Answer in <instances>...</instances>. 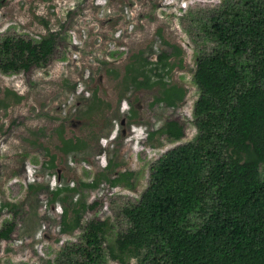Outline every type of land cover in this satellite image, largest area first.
Returning <instances> with one entry per match:
<instances>
[{
    "label": "rangeland",
    "instance_id": "1",
    "mask_svg": "<svg viewBox=\"0 0 264 264\" xmlns=\"http://www.w3.org/2000/svg\"><path fill=\"white\" fill-rule=\"evenodd\" d=\"M221 3L0 0V37L9 32L38 39L62 25L61 45L46 68L11 76L0 72V204H15L20 212L14 219L16 230L11 239L0 242V264H55L65 242H78L80 229L71 234L59 229L63 206L71 209L70 199L62 204L68 196L63 194L51 202V194L46 192L59 188L77 190L71 194L72 203L82 196L89 203L99 202L81 224L92 218L108 220L105 262L122 264L108 255V248L115 247L117 235L126 227L119 208L140 198L155 161L197 135L192 124L198 97L193 75L197 56L209 52L212 44H196V29L186 16ZM166 43L182 51L180 57L169 59L174 67L163 76L168 86L185 91L176 108L154 104L161 95L158 85L135 89L124 83L129 64L145 59L151 62L147 68L153 67L155 54L168 51ZM151 79L156 77L151 75ZM8 91L21 100L15 102ZM94 93L100 101L88 112ZM168 120L183 125L180 141L171 142L159 134L147 138L148 132H155ZM60 130L65 139L83 141L84 148L63 153ZM260 171L264 178V165ZM124 172L133 173L131 187L111 186L108 180ZM95 180H99L96 187L83 188L82 183ZM123 189L128 192L123 193ZM12 214L1 213L0 227L3 221L13 220ZM68 214L71 219L70 210ZM123 264H137V260L127 258Z\"/></svg>",
    "mask_w": 264,
    "mask_h": 264
},
{
    "label": "trees",
    "instance_id": "2",
    "mask_svg": "<svg viewBox=\"0 0 264 264\" xmlns=\"http://www.w3.org/2000/svg\"><path fill=\"white\" fill-rule=\"evenodd\" d=\"M186 18L196 29V44H212L209 52L197 56L193 75L198 97L192 124L197 135L150 166L149 182L140 198L119 208L126 227L117 235L115 247L108 248V255L122 264L132 257L137 264H264V178L260 171L264 165V0H222L217 8L190 11ZM61 30L59 25L38 39L9 32L2 35L0 72L11 76L46 68L61 45ZM165 45L168 51L155 54L153 67L147 68L151 62L145 59L129 64L124 83L135 89L158 85L161 95L154 104L176 108L185 91L168 86L163 76L174 67L169 59L180 57L182 51ZM7 94L15 102L21 100L14 93ZM92 98L88 112L100 101L95 93ZM157 134L178 142L184 127L168 120L148 132L147 138ZM59 137L65 154L84 148L83 141L65 139L61 130ZM132 176L124 172L108 181L111 186L129 188ZM98 181L82 186L91 190ZM46 192L51 202L63 194L68 196L62 204L70 199L71 209L63 206L61 233L81 230L77 243L62 245L55 264H107L103 244L109 221L92 218L81 224L99 202L89 203L82 196L72 203L71 194L77 192L73 188ZM3 211L12 212L13 220L3 221L0 242L11 239L14 219L20 213L10 203L0 204V215Z\"/></svg>",
    "mask_w": 264,
    "mask_h": 264
},
{
    "label": "built area",
    "instance_id": "3",
    "mask_svg": "<svg viewBox=\"0 0 264 264\" xmlns=\"http://www.w3.org/2000/svg\"><path fill=\"white\" fill-rule=\"evenodd\" d=\"M117 189L118 188H113V191H117ZM120 189V188H119ZM128 192V190H126V189H123V193H127Z\"/></svg>",
    "mask_w": 264,
    "mask_h": 264
}]
</instances>
